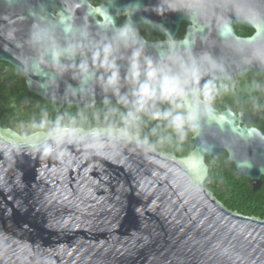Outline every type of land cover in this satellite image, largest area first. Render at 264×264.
I'll list each match as a JSON object with an SVG mask.
<instances>
[{
	"label": "water",
	"instance_id": "obj_1",
	"mask_svg": "<svg viewBox=\"0 0 264 264\" xmlns=\"http://www.w3.org/2000/svg\"><path fill=\"white\" fill-rule=\"evenodd\" d=\"M28 3L33 7L43 4L50 16L66 7L70 15L74 12L77 24L83 23L88 7L85 0H67L66 6L53 0ZM257 3L260 20L250 37H237L229 25L212 26L202 7L205 11L197 23L188 22L182 42L195 44L194 53L206 49L220 56L234 75L258 72L255 65L240 71L241 59L249 54L250 46L264 38V0ZM100 5L111 15L113 28L125 8L139 5L130 17L125 16L124 23L130 21L136 29L147 26L165 36L176 31L177 22L168 32L159 24H145L140 0H108ZM5 11L0 7V14ZM98 20V15L87 17L93 35ZM4 23L0 19V24ZM30 24L27 19L16 25L18 39L26 37ZM218 33L223 34V40ZM139 37L144 55L159 59L160 50L166 49L163 41H148L140 33ZM17 51L0 36V62L15 69L19 62L13 52ZM130 54L131 49L123 52L125 57ZM117 63L123 82L128 63L126 59ZM22 78L27 92L49 101L38 86L46 76ZM206 79L200 81L202 88L208 84H203ZM66 84L77 86L71 74H65L58 81L57 104L67 105L61 99ZM127 90L125 85L121 92ZM102 99L96 86L95 103L101 104ZM109 99L115 102L111 94ZM181 102L190 106L187 98ZM258 115L226 108L214 118L245 137L264 132L247 126ZM203 138L213 145L209 155L200 152L201 138L194 137L193 149L181 158L157 150L144 154L131 146L112 157L78 143L52 153L36 151L29 146L27 135L18 136L14 130L0 127V264H264V220L227 209L203 187L208 174L204 158H216L223 151L218 138ZM247 154L253 163L246 171L239 172L231 164L255 191L264 178V147L253 144Z\"/></svg>",
	"mask_w": 264,
	"mask_h": 264
},
{
	"label": "clouds",
	"instance_id": "obj_2",
	"mask_svg": "<svg viewBox=\"0 0 264 264\" xmlns=\"http://www.w3.org/2000/svg\"><path fill=\"white\" fill-rule=\"evenodd\" d=\"M85 2L88 7L83 23L77 24L74 12L70 15L66 7L50 16L43 4L33 7L28 0H0V7L6 10L0 14V19L6 21L0 24V36L18 50L13 52L19 62L15 73L46 76L38 86L54 105L58 81L71 74V79L77 82L75 88L65 86L61 99L67 108L57 106L52 115L46 105H36L28 114L22 131L28 134L31 148L52 153L69 143H78L96 154L116 157L129 146L148 154L165 145L180 146L191 136L201 138L199 150L209 155L213 145L203 137L210 135L219 139L226 160L235 164L239 172L252 166L247 148L253 144L264 147V132L240 137L214 117L221 111L218 102L234 111L264 112V38L253 42L249 54L241 59V72L253 65L258 70L257 75L241 84L220 56L206 49L194 53L195 44L182 42L186 36L176 39L167 34L163 41L166 49L160 50L159 59L154 61L144 55L138 30L130 21L113 28L106 8L94 0ZM138 8L139 5L130 6L123 14L130 17ZM90 15L99 16L95 35L89 31ZM27 19H31V24L26 37L18 39L16 25ZM144 23L152 24L147 20ZM109 31L110 36L106 35ZM218 35L224 39L222 33ZM128 49L131 54L125 57L123 52ZM125 59L128 70L122 82L117 61ZM204 78L207 79L203 84L214 85L216 93L207 101L200 94L203 86L200 81ZM125 85L128 90L122 93ZM96 86L103 94L100 107L95 103ZM185 98L190 106L181 102Z\"/></svg>",
	"mask_w": 264,
	"mask_h": 264
},
{
	"label": "trees",
	"instance_id": "obj_3",
	"mask_svg": "<svg viewBox=\"0 0 264 264\" xmlns=\"http://www.w3.org/2000/svg\"><path fill=\"white\" fill-rule=\"evenodd\" d=\"M245 76L248 77V75ZM237 79L239 83L243 84L242 75H237ZM203 88L209 90L208 98L203 95L204 89L200 90V94L205 100L216 94L214 85L207 84ZM173 102L176 101L173 100ZM225 103H230V101H225ZM36 105H46L52 115L55 114L57 106L62 109L68 107L64 104L54 105L52 102L42 100L27 92L22 76H18L15 69L7 63L0 62V127L10 128L22 136L28 135L22 131V125ZM96 105L97 107L101 106V104ZM217 107L222 111L226 105L218 102ZM230 108L234 111L232 107ZM243 112L255 113L250 109H244ZM249 125L264 131V112H259L256 121ZM192 149L193 142L190 136L180 146L165 145L158 148L157 151L181 158L185 157ZM204 161L208 166V174L203 187L219 203L236 213L264 220V178H261L260 187L252 191L247 178L239 175L234 166L226 161L223 151L216 158L206 156Z\"/></svg>",
	"mask_w": 264,
	"mask_h": 264
},
{
	"label": "flooded vegetation",
	"instance_id": "obj_4",
	"mask_svg": "<svg viewBox=\"0 0 264 264\" xmlns=\"http://www.w3.org/2000/svg\"><path fill=\"white\" fill-rule=\"evenodd\" d=\"M43 1V0H38ZM47 1V0H44ZM54 4L58 6H66L67 0H53ZM108 0H94L101 4ZM134 1V0H125ZM143 9V16L147 21H151L152 24H159L162 30L168 32V29L174 27L177 22L176 31L173 35L176 39H182L185 35L186 29L189 26V21L198 20L199 14L207 11L212 26L229 25L231 23V29L234 34L239 38H248L254 32L255 28L260 20L257 14V0H140ZM168 7L179 8L180 10L171 11L167 10ZM205 10H203V8ZM160 8V9H159ZM163 10L162 12H158ZM203 10V11H202ZM125 15L121 13V20L117 23V26L124 24ZM139 33L148 41H164L166 36L158 34L152 31L147 26L137 27ZM258 72L248 71L238 75H242L243 83L246 80H250ZM245 75H248L245 76ZM237 76V75H236ZM204 89V88H201ZM203 95L208 98L209 90L204 89ZM207 101V100H206ZM222 106V105H221ZM230 108L228 106L224 109ZM223 109V110H224ZM231 109V108H230ZM232 110V109H231ZM235 112V111H234ZM239 112V111H237ZM253 123V122H249ZM247 126H253L249 125ZM255 127V126H253Z\"/></svg>",
	"mask_w": 264,
	"mask_h": 264
}]
</instances>
